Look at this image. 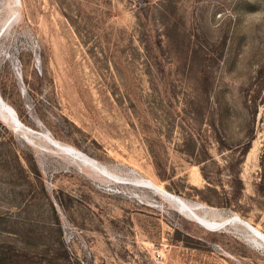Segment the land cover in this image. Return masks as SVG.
<instances>
[{"label":"rangeland","instance_id":"374dc122","mask_svg":"<svg viewBox=\"0 0 264 264\" xmlns=\"http://www.w3.org/2000/svg\"><path fill=\"white\" fill-rule=\"evenodd\" d=\"M0 99V264H264V0H0Z\"/></svg>","mask_w":264,"mask_h":264},{"label":"bare ground","instance_id":"6f19581e","mask_svg":"<svg viewBox=\"0 0 264 264\" xmlns=\"http://www.w3.org/2000/svg\"><path fill=\"white\" fill-rule=\"evenodd\" d=\"M0 111H2V113H3V115L5 117H8V116H11L12 117V115L10 114V112H13V111L11 110V108L6 103L3 102L2 99H0ZM147 183H148L149 186H154V183L152 181H147ZM243 223L246 226V228L250 231V233H252V235H254L259 240L262 239V234L259 231H257L254 228H252L253 226L251 227L248 223H245L244 221H243Z\"/></svg>","mask_w":264,"mask_h":264}]
</instances>
